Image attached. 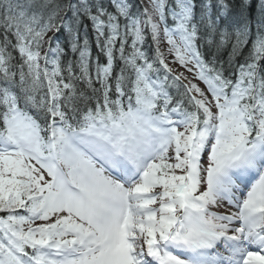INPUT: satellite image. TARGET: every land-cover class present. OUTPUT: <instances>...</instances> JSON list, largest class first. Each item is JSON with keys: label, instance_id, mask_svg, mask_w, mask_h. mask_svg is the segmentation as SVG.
Masks as SVG:
<instances>
[{"label": "snow or ice", "instance_id": "1", "mask_svg": "<svg viewBox=\"0 0 264 264\" xmlns=\"http://www.w3.org/2000/svg\"><path fill=\"white\" fill-rule=\"evenodd\" d=\"M0 264H264V0H0Z\"/></svg>", "mask_w": 264, "mask_h": 264}]
</instances>
